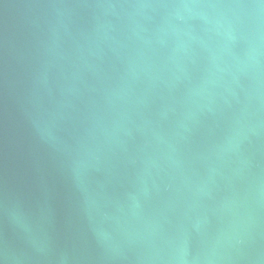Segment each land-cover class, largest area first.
Here are the masks:
<instances>
[{
  "label": "water",
  "instance_id": "95a60500",
  "mask_svg": "<svg viewBox=\"0 0 264 264\" xmlns=\"http://www.w3.org/2000/svg\"><path fill=\"white\" fill-rule=\"evenodd\" d=\"M0 264H264V0H0Z\"/></svg>",
  "mask_w": 264,
  "mask_h": 264
}]
</instances>
